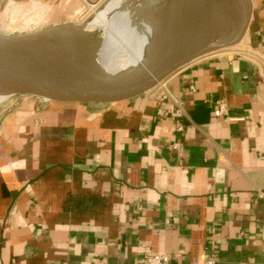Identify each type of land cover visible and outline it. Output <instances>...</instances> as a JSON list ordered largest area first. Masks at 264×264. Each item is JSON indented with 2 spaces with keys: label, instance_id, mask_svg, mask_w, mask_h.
I'll use <instances>...</instances> for the list:
<instances>
[{
  "label": "crops",
  "instance_id": "crops-1",
  "mask_svg": "<svg viewBox=\"0 0 264 264\" xmlns=\"http://www.w3.org/2000/svg\"><path fill=\"white\" fill-rule=\"evenodd\" d=\"M100 1L0 7L45 28ZM251 1L239 43L129 102H0V264H264V0ZM236 15L222 6L216 34ZM177 18L147 54L170 46Z\"/></svg>",
  "mask_w": 264,
  "mask_h": 264
},
{
  "label": "water",
  "instance_id": "water-1",
  "mask_svg": "<svg viewBox=\"0 0 264 264\" xmlns=\"http://www.w3.org/2000/svg\"><path fill=\"white\" fill-rule=\"evenodd\" d=\"M215 0H179L178 30L167 50L164 61L154 67L123 77H104L86 73L76 79L64 75L62 59L32 50L25 39L30 36L71 37L79 35L89 25V18L47 26L41 30L18 34L0 32V92L5 99L31 97L43 102L94 106L102 110L129 102L153 90L184 65L204 55L239 43L246 31L252 1L243 0L240 24L226 39L214 35ZM93 51V50H91ZM74 71L79 77L77 70ZM103 73H101L102 75Z\"/></svg>",
  "mask_w": 264,
  "mask_h": 264
},
{
  "label": "bare ground",
  "instance_id": "bare-ground-1",
  "mask_svg": "<svg viewBox=\"0 0 264 264\" xmlns=\"http://www.w3.org/2000/svg\"><path fill=\"white\" fill-rule=\"evenodd\" d=\"M116 12H107L110 7L104 3L89 17V25L85 32L71 37L30 36L25 39L27 45L34 51L58 55L65 63L62 73L66 76L84 79L85 70H77L75 59L68 54L74 47L92 49L96 45V55H93L97 65L96 73L99 79L104 77L123 78L134 72L156 66L165 60L167 49L147 54L151 47L161 39L166 20L178 17L179 0H113ZM203 3L206 0H202ZM222 6L233 7L237 11L235 21L222 35H217V26ZM244 9L243 0H215L214 35L216 40L226 39L237 30L240 24V14ZM173 36L170 45L174 39ZM1 58V54H0ZM4 62L0 61V64ZM1 66V65H0ZM84 69V68H83ZM77 70L80 76L72 71ZM84 71V72H82ZM122 72L119 75L114 73ZM101 73H103L101 75ZM0 92V102L5 99Z\"/></svg>",
  "mask_w": 264,
  "mask_h": 264
},
{
  "label": "rangeland",
  "instance_id": "rangeland-1",
  "mask_svg": "<svg viewBox=\"0 0 264 264\" xmlns=\"http://www.w3.org/2000/svg\"><path fill=\"white\" fill-rule=\"evenodd\" d=\"M104 3L110 7V10L107 12L112 15L116 12V8L114 6L113 0H101L98 4L88 8L79 18V20H85L89 18L95 11H97ZM1 4V3H0ZM215 4V3H214ZM215 7V5H214ZM20 18V19H19ZM24 18L21 19L19 10L15 9H7L6 7H0V32L10 33V34H18L29 31H37L43 29L41 26L37 27L34 25H28L24 23ZM85 32L82 31L81 33ZM91 49H86L85 47H74V49H70L68 54L73 57L76 63L80 65L74 64L75 69L85 70L94 72L97 70V65L94 62L93 55H96V45ZM84 68V69H83Z\"/></svg>",
  "mask_w": 264,
  "mask_h": 264
},
{
  "label": "built area",
  "instance_id": "built-area-1",
  "mask_svg": "<svg viewBox=\"0 0 264 264\" xmlns=\"http://www.w3.org/2000/svg\"><path fill=\"white\" fill-rule=\"evenodd\" d=\"M167 93L162 94V97H167ZM170 95V94H169ZM218 107L215 109V115L220 116L222 114H227V103L224 99L218 100ZM179 113L182 111V107L179 106L178 110ZM179 130L183 129V125L178 126ZM179 143H173V146L176 148L178 147ZM145 264H169L170 263V256L164 253H156V254H146L144 256ZM204 264H217L216 257L214 253L208 256L205 260Z\"/></svg>",
  "mask_w": 264,
  "mask_h": 264
}]
</instances>
